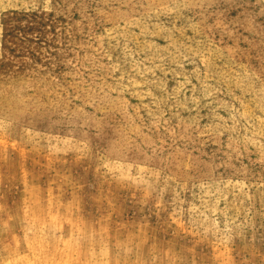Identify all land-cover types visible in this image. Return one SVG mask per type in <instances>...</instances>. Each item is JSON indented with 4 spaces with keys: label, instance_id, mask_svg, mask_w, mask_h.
Returning a JSON list of instances; mask_svg holds the SVG:
<instances>
[{
    "label": "rangeland",
    "instance_id": "1",
    "mask_svg": "<svg viewBox=\"0 0 264 264\" xmlns=\"http://www.w3.org/2000/svg\"><path fill=\"white\" fill-rule=\"evenodd\" d=\"M0 264H264V0H0Z\"/></svg>",
    "mask_w": 264,
    "mask_h": 264
}]
</instances>
